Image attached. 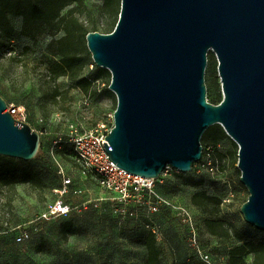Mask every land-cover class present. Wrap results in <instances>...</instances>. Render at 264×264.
I'll return each mask as SVG.
<instances>
[{
  "label": "rangeland",
  "instance_id": "obj_1",
  "mask_svg": "<svg viewBox=\"0 0 264 264\" xmlns=\"http://www.w3.org/2000/svg\"><path fill=\"white\" fill-rule=\"evenodd\" d=\"M62 1L53 6L52 14ZM109 1V8L104 0L69 3L56 20L36 22L26 33L22 17L9 16L12 35L0 47V97L7 111L37 131L41 141L35 158L26 162L39 178L0 186V264H144V240L150 232L135 219L122 221L113 213L114 194L83 171L67 142L71 125L88 130L109 124L117 106L109 90L111 74L95 65L86 41L88 33H109L113 10L119 18L121 0ZM73 19L70 34L57 44ZM60 46L66 48L64 52ZM62 53L73 57V65L57 76L53 69ZM205 83L207 100L218 105L223 93L214 52L208 53ZM201 143L202 163L183 176L173 174L158 189L192 213L203 247L215 264H226L233 249L264 246V232L247 224L241 213L249 192L240 181L238 146L217 125L205 132ZM68 179V192L60 196L58 190ZM197 193L211 200L200 197L196 206ZM59 199L72 207L70 215L39 220L47 205ZM137 212L141 217V209ZM158 224L163 235L156 239L162 264H203L193 256L188 229L178 219L164 211ZM210 226L220 235L213 234ZM22 231L29 238L16 243L15 236ZM253 259L246 250L245 263L252 264Z\"/></svg>",
  "mask_w": 264,
  "mask_h": 264
},
{
  "label": "water",
  "instance_id": "obj_2",
  "mask_svg": "<svg viewBox=\"0 0 264 264\" xmlns=\"http://www.w3.org/2000/svg\"><path fill=\"white\" fill-rule=\"evenodd\" d=\"M86 41L117 99L103 144L112 162L148 179L168 165L190 173L203 135L219 125L238 146L249 192L241 213L264 232V0H121L115 29ZM209 52L218 59V105L207 100ZM40 141L0 97V156L31 161Z\"/></svg>",
  "mask_w": 264,
  "mask_h": 264
},
{
  "label": "built area",
  "instance_id": "obj_3",
  "mask_svg": "<svg viewBox=\"0 0 264 264\" xmlns=\"http://www.w3.org/2000/svg\"><path fill=\"white\" fill-rule=\"evenodd\" d=\"M108 123H100L88 130L71 125L67 142L72 146L76 163L81 166L84 172L95 176L100 187L114 194L113 209L122 221L127 218L138 220L137 208H139L142 211V226L157 240H161L163 237L162 228L156 218L162 210H167L188 229V242L193 256L203 264H215L213 257L201 243L192 213L186 207L176 205L157 190L159 185L164 184L167 178L178 171L168 165L159 178L148 179L120 169L112 162L103 147L105 138L114 126V114L109 116ZM201 163L202 160L197 164ZM70 183V179L64 181L63 187L58 190L60 196L67 194V186ZM226 202L229 203L230 200L228 199ZM72 210L70 205L59 199L47 205L38 219L50 221L59 217H67ZM28 238L29 234L22 231L16 235L15 242L23 243Z\"/></svg>",
  "mask_w": 264,
  "mask_h": 264
},
{
  "label": "trees",
  "instance_id": "obj_4",
  "mask_svg": "<svg viewBox=\"0 0 264 264\" xmlns=\"http://www.w3.org/2000/svg\"><path fill=\"white\" fill-rule=\"evenodd\" d=\"M58 1L59 0H0V47L5 46L7 40L10 39L12 35V27L9 20L10 15L22 17L23 31L26 33L27 31L31 30V26L34 25V23L54 21L60 16L61 11L65 8L66 5L72 2H79L81 0H64L62 1V4L59 6L58 10L54 14H52V8L54 5L57 4ZM104 3L107 8L112 6L109 0H104ZM112 13L114 14L112 21L113 25L109 28V33H111L115 29V26L118 22L117 12L113 10ZM74 22L75 20L73 19L70 25L65 27L64 29L65 35L62 39L57 41V44H59L64 38H66V36L70 34V29L71 26L73 28V25L75 24ZM60 48H61L60 52H64L66 49V48H62L61 46ZM62 54L64 56L58 63H55L54 65L55 67L53 69V71L57 76L67 71V69L71 68L73 65V59H72L73 57L71 58L69 55L68 57L67 53L66 54L62 53ZM101 72L109 73L105 69H101ZM56 94L57 93H55V96ZM221 101L222 99L219 101V103H221ZM217 126L221 130V134L224 133L221 127L219 125ZM27 167L28 164L25 161L19 159H13V158L10 159L0 158V186H5V187L15 186L18 183H20L22 180H24V178L25 179L31 178V180L38 179L39 174L29 171ZM174 174L183 176L179 172H174ZM157 190L160 194H162L158 188ZM200 197L207 198V200L210 199L204 193H197L193 198V203L196 206H199L200 204V200H199ZM164 211L170 214L169 211L162 210V212ZM113 213L115 212L113 211ZM161 213L156 218L157 222ZM128 219L131 218H127L124 221ZM135 221H137L139 225L142 228H144L141 223V221H143L142 215L141 217H139L138 220L135 219ZM210 227L214 230V231L212 230L213 234L220 235L215 231L214 226H210ZM248 247L250 248L249 250L247 249V246L244 245L231 250L228 262L226 264H246L245 261L243 260V255L246 253V250L247 252H251L252 254H254V259L252 261V264H264V246L262 244L261 245L250 244L248 245ZM144 248H145L144 264H162L161 252L157 246L156 238L152 233H149V235L145 238Z\"/></svg>",
  "mask_w": 264,
  "mask_h": 264
}]
</instances>
